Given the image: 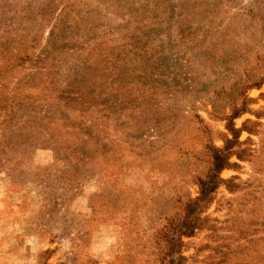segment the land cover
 <instances>
[{"label": "rangeland", "instance_id": "obj_1", "mask_svg": "<svg viewBox=\"0 0 264 264\" xmlns=\"http://www.w3.org/2000/svg\"><path fill=\"white\" fill-rule=\"evenodd\" d=\"M17 35L38 108L0 127V264L264 263V0H0V40ZM241 103L230 190L170 254L203 147L231 139L219 117Z\"/></svg>", "mask_w": 264, "mask_h": 264}, {"label": "trees", "instance_id": "obj_2", "mask_svg": "<svg viewBox=\"0 0 264 264\" xmlns=\"http://www.w3.org/2000/svg\"><path fill=\"white\" fill-rule=\"evenodd\" d=\"M53 31L49 35V41L53 40ZM26 36H14L5 37L0 40V127H9L14 124L16 120H20L19 117H28V115H18V112L28 113L34 112L38 108L36 103V97L23 93L22 89L24 87H38L39 78L38 71L28 73L25 76L16 77L21 69L25 65L32 62L33 46L34 42L30 43L27 41ZM47 79V78H46ZM13 81L10 89L8 85ZM260 83H251L247 85V88L257 87ZM115 91L119 93L122 90L121 87L115 85ZM125 91L122 93L124 94ZM243 93V92H242ZM250 100V99H248ZM77 104V103H76ZM114 107L120 106L118 99H114ZM116 107V108H118ZM115 108V109H116ZM81 109V108H80ZM144 109V108H143ZM141 109L136 115H142L144 110ZM245 106L241 103V106L237 109L233 108L230 114L219 117L221 120L226 121L225 128L227 132L231 135V139H224L223 146L221 148H216L212 144H206L203 147L206 155V167L205 171L200 175L195 176V185L197 186V196L193 199H187L182 205V216L176 219L173 225H169L166 231L169 230L172 233L166 234V243L168 244V253L172 254L177 252V250L182 245L183 237H190L195 230H200L205 226V221L207 218L201 217V214L205 211L207 206L213 200V194L220 185H224L227 190H230V180H222L218 177L220 171L224 169H229L231 167H236L235 163H230L229 159L235 156L236 159H240V154L243 152L241 149L231 150L234 146H238L237 132L238 130L233 129L231 123L232 119L243 113ZM52 111L51 105L48 109H43L42 116L39 119L46 118L47 115ZM132 111L129 113L131 114ZM17 121V122H18ZM99 129V127H98ZM154 129L157 131L156 134L161 135L164 133L162 130V123L160 118L155 119ZM101 132V130H99ZM106 146L102 145V149ZM247 244H254V240L251 238H242ZM249 250V247L245 244H238L237 248ZM219 256L224 257L225 253H218ZM241 254V253H239ZM264 264V263H263Z\"/></svg>", "mask_w": 264, "mask_h": 264}]
</instances>
